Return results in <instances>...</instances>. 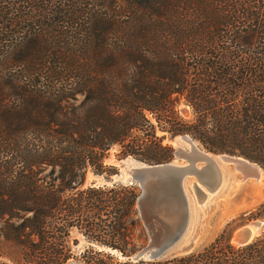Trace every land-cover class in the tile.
<instances>
[{"label":"trees","instance_id":"obj_1","mask_svg":"<svg viewBox=\"0 0 264 264\" xmlns=\"http://www.w3.org/2000/svg\"><path fill=\"white\" fill-rule=\"evenodd\" d=\"M184 135L264 171V0H0V264H264V225L133 260L138 188L86 185Z\"/></svg>","mask_w":264,"mask_h":264},{"label":"rangeland","instance_id":"obj_2","mask_svg":"<svg viewBox=\"0 0 264 264\" xmlns=\"http://www.w3.org/2000/svg\"><path fill=\"white\" fill-rule=\"evenodd\" d=\"M180 138L182 139L181 136L174 139L166 138L163 144L173 149L172 159L168 163L176 166H185L187 161L184 159L176 160L174 155L178 150L190 151L191 144ZM193 144L201 151L207 152L197 142L193 141ZM115 154L116 149L110 151L106 164L115 166L117 174L113 175L110 180H96L91 174H88L86 185L92 181H95L93 183L94 186H112L116 183L132 185L130 184L131 171L135 168H140L144 164L132 158L117 160ZM212 156L220 170L222 168L225 169L226 166L228 170L221 171L223 172V175L221 174V182L214 193H208L209 191L206 189V187L215 184L213 177L206 179L205 185L198 184L201 192L193 190V185L197 182L195 176L184 178L182 188L185 195V203L188 204V228L180 241L166 252L168 256L180 254L182 249L188 246L190 248L189 251L201 248L212 242L224 229L231 230L235 228V231L241 225L249 223L246 222L240 225L241 218L247 217L248 213L264 203V171L261 168L262 177L260 183H257L253 178L241 181V174L233 172L232 167L224 165L219 159H216V155L212 154ZM196 167H204V163L198 162ZM133 185L138 188L140 193L138 184L134 183ZM75 239L79 241V245L73 248V252L79 254L85 246V241L79 234L72 232L68 238L69 245Z\"/></svg>","mask_w":264,"mask_h":264},{"label":"water","instance_id":"obj_3","mask_svg":"<svg viewBox=\"0 0 264 264\" xmlns=\"http://www.w3.org/2000/svg\"><path fill=\"white\" fill-rule=\"evenodd\" d=\"M185 140L193 143V140L187 136H181ZM193 152H176L175 159H184L187 161L185 166H173L170 163L158 165H143L140 168L133 169L130 173V184H138L140 193L137 198V207L141 214L144 225L150 237V242L146 248L136 253L132 259L139 260L144 257L157 259L164 255L168 250L175 246L188 228V204L185 203V195L182 188L183 180L188 176L201 177L204 167L197 168L196 163H206L209 165L211 159L207 152L194 147ZM216 156L226 163L234 166V169L242 174V171L252 175H258L260 167L247 159L238 156H229L226 154H217ZM205 160V161H204ZM247 175V176H250ZM242 176V175H241ZM243 179V176H242ZM245 179H248L245 178ZM171 183V184H170ZM171 186V192L168 196V185ZM195 192H201L197 184L193 185ZM175 199V203L172 198ZM264 223L255 220L238 227L231 234V241L237 245H244L253 240L260 233ZM189 246L182 249L188 252Z\"/></svg>","mask_w":264,"mask_h":264},{"label":"bare ground","instance_id":"obj_4","mask_svg":"<svg viewBox=\"0 0 264 264\" xmlns=\"http://www.w3.org/2000/svg\"><path fill=\"white\" fill-rule=\"evenodd\" d=\"M181 140L186 141V142L191 144L190 152H193L192 156L194 157V155L196 154L194 151H192V150H194V147H195L194 144L191 143L190 141L185 140L183 137H182ZM181 151L182 150H178L177 152H181ZM208 157L211 159V161L209 162L210 164L209 165H206V163L204 164V170H203L204 172L201 174V177L197 178V182L195 184H197V185L198 184L205 185L204 182L206 181V179H209V177H213L215 179V184H213L212 186L206 187V189L209 191L208 193H214L217 190V187H218L219 183L221 182V174L223 173L221 171L222 170H228L227 169L228 167L226 166L225 169L222 168V170H220V168H219L216 160L214 159V157L212 155H210V156L208 155ZM215 157H216V159H219L224 165L231 166L232 169H233V172H237L234 169V166H232L230 163H226V162L222 161L220 159V157H218V156H215ZM170 164L173 165L172 163H170ZM173 166H176V165H173ZM176 167H178V166H176ZM135 169H137V168H135ZM247 172L248 171H242L241 172L242 173L241 175L243 176V179L241 181L246 180L245 178L248 177L249 179L253 178L257 183H260V180H261V177H262L261 172H259L258 175H252V174L249 173L250 176H247V175H249ZM170 184L168 185L169 188L167 189V193H166V195L168 194V196L170 195V192H171ZM169 198H172V195ZM172 201L175 203V199L172 198Z\"/></svg>","mask_w":264,"mask_h":264}]
</instances>
